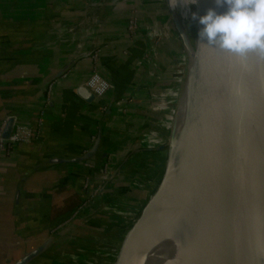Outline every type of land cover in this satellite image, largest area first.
Masks as SVG:
<instances>
[{
  "label": "crops",
  "instance_id": "obj_1",
  "mask_svg": "<svg viewBox=\"0 0 264 264\" xmlns=\"http://www.w3.org/2000/svg\"><path fill=\"white\" fill-rule=\"evenodd\" d=\"M112 1L0 0V123L12 115L34 128L30 142L0 152V264L12 263L25 250L49 239L74 220L83 205L80 213L88 221L79 222L81 229L120 226L133 212L140 214L152 196L137 180L146 173L147 163L157 166L156 174L162 167L163 174L167 151L148 148L146 139L159 135L161 145L165 144L159 129L169 119L162 108L169 104L171 85L179 80L180 43L171 31L164 0H139L143 10L137 37L125 29L135 1L115 8ZM91 17L98 21H88ZM68 27H75L76 33H66ZM156 27L165 32V40L150 53L148 34ZM60 33L65 34L59 37ZM94 48L101 49V72L114 87L90 103L78 95L77 88L91 75ZM147 53L150 58L144 64ZM74 59L71 69L54 82L47 106L43 82ZM100 128L103 140L95 156L86 162L38 168L24 184L15 208L20 180L30 166L84 154ZM107 155L113 156L121 172L108 184L102 173ZM100 183L105 188L90 197ZM110 208L115 215H109ZM68 233L36 264H54V254L46 255L57 250Z\"/></svg>",
  "mask_w": 264,
  "mask_h": 264
},
{
  "label": "water",
  "instance_id": "obj_2",
  "mask_svg": "<svg viewBox=\"0 0 264 264\" xmlns=\"http://www.w3.org/2000/svg\"><path fill=\"white\" fill-rule=\"evenodd\" d=\"M166 1L184 53L180 92L191 87L183 159L174 169L181 114L177 106L169 141L158 148L167 151L160 182L124 233L112 264H151L156 258L148 239L150 231L178 218L190 219L188 234L198 264H264V60L250 54L246 61H239L219 49L201 45L198 33L203 26L192 19V14L203 16L210 8L223 13L226 6L217 7L215 0L188 5L183 0L177 4L176 0L177 5L172 7L170 0ZM76 60L48 77L42 86L67 73ZM77 93L90 103L96 99L84 84L78 86ZM14 122L15 117L9 116L4 138L10 137ZM102 136L100 128L92 146L80 156L54 157L30 166L20 180L15 208L33 172L50 164L89 161L100 150ZM255 172L263 184V203L259 214L248 217L245 190ZM74 225V220L70 221L10 264H36Z\"/></svg>",
  "mask_w": 264,
  "mask_h": 264
},
{
  "label": "rangeland",
  "instance_id": "obj_3",
  "mask_svg": "<svg viewBox=\"0 0 264 264\" xmlns=\"http://www.w3.org/2000/svg\"><path fill=\"white\" fill-rule=\"evenodd\" d=\"M118 1V0H116ZM135 3L132 6L131 12L133 10H136V15L138 16L140 22H141V10L142 6L140 5L141 0L139 2V0H134ZM150 0H147V2ZM137 2V3H136ZM164 3L167 4V1L164 0ZM112 7V6H111ZM135 8V9H133ZM164 24V23H163ZM166 25V24H164ZM167 28V27H166ZM175 35V30L172 26V30H171ZM151 34V36H150ZM150 34H148V37L150 39L149 44L152 48V50H156L157 48H160L165 40V32L161 29H159L158 27H156V29H154ZM177 37V35H176ZM178 38V37H177ZM179 40V39H178ZM180 43V41H179ZM180 49H181V53L182 54H178L179 56H181V58H183L181 62H179L178 64V72H177V76H178V82H174L171 86L172 89L170 90L171 94L170 96L168 95V98H166V100L169 101L168 106L164 105L162 108L163 111L166 113V115L168 116L167 120L168 122L166 123V125L164 126H160L161 128L159 129V131L162 133V142L163 143H168L169 138L171 136L172 130H173V124H174V116H175V110L176 107L178 106V110L180 108L181 102H182V92H180V88H181V84L183 82V77H184V73H185V60H184V53L182 50V46L180 43ZM180 53V51H179ZM144 64H146L144 62ZM178 93H180V95H178ZM178 101V102H177ZM178 103V104H177ZM157 137H159V135H155ZM146 141H148L146 139ZM161 142V141H160ZM148 145V143H147ZM164 155H166L164 153ZM165 163V161H163ZM163 163V164H164ZM146 173L142 174L141 176H139L138 180V185L140 187H145L148 190V197H150L156 190L160 179L162 177V173H161V169L160 168V174H156L154 171L157 168V166L155 164H150L147 163L146 167ZM118 173H121L118 171ZM117 173V174H118ZM114 176H112L111 178H109V181H111V179H113ZM110 183V182H109ZM94 204V203H93ZM85 211V210H84ZM107 211V210H105ZM109 215L111 216L112 214L115 215V212L113 211V209L110 208ZM113 212V213H112ZM90 213H95L91 210ZM92 215V214H91ZM128 215V214H126ZM131 218L130 219H125L121 221V225L120 226H115L106 230H94V229H89V230H83L81 229V227L79 226V222H87L88 220L86 219V217L84 215H82V213L79 212L78 216L75 217L74 219V227H70L69 229V233H68V239H66V241H63V244L60 245L59 247H57V250H54L53 252L47 254L46 256H48L47 258L51 257L52 254H54L53 256H55V262L54 264H112L113 262V258L115 256V253L113 251H117L119 248V245L121 243V239L124 235V233L131 227V225L133 224V222L136 220V218L139 216V212H133L131 214ZM81 220L79 221L78 219ZM83 218V219H82ZM88 218V217H87ZM120 232V233H119ZM114 234L115 237H114ZM120 235V237H118V235ZM122 235V236H121Z\"/></svg>",
  "mask_w": 264,
  "mask_h": 264
},
{
  "label": "clouds",
  "instance_id": "obj_4",
  "mask_svg": "<svg viewBox=\"0 0 264 264\" xmlns=\"http://www.w3.org/2000/svg\"><path fill=\"white\" fill-rule=\"evenodd\" d=\"M196 2L183 0L185 5ZM215 4L226 6V11L218 13L210 8L203 16L192 14V19L203 26L198 33L201 45L219 49L239 61H246L250 54L264 60V0H215Z\"/></svg>",
  "mask_w": 264,
  "mask_h": 264
},
{
  "label": "bare ground",
  "instance_id": "obj_5",
  "mask_svg": "<svg viewBox=\"0 0 264 264\" xmlns=\"http://www.w3.org/2000/svg\"><path fill=\"white\" fill-rule=\"evenodd\" d=\"M170 2L175 6L176 0H170ZM190 96L191 87L189 86L188 90L182 92L180 127L177 131L174 169L180 166L183 159L182 143L184 142L186 111L189 108ZM245 201L248 217L249 215L259 214L263 203V184L258 172H255L247 185ZM190 224V219L178 218L163 222L150 231L148 239L153 245V253L156 258L151 264H198L194 248H192V240L188 234Z\"/></svg>",
  "mask_w": 264,
  "mask_h": 264
},
{
  "label": "built area",
  "instance_id": "obj_6",
  "mask_svg": "<svg viewBox=\"0 0 264 264\" xmlns=\"http://www.w3.org/2000/svg\"><path fill=\"white\" fill-rule=\"evenodd\" d=\"M90 1V0H89ZM128 0H114L111 2L113 8L118 7L122 3H126ZM135 9V8H133ZM136 10H133L130 13L129 18L127 19L125 29L128 35L131 37H137L138 34L141 32V22L136 15ZM88 21L96 22L98 21L97 17H91ZM75 27H68L66 28V33L69 34H75L76 31L74 30ZM86 33H89V27L84 28ZM65 33H60L59 37L64 35ZM86 35V34H85ZM144 38V35L142 36ZM149 54L147 53L145 55L144 62L149 61ZM91 60H92V70L91 75L89 78L85 81L84 85L96 96V98H104L108 95V93L111 91V89L114 87L113 83L109 81L101 72V49L100 48H94L91 53ZM56 80L52 81L49 85H47V97H46V104L48 106V103L51 101V93L53 89L54 82ZM126 100H123L121 103H126ZM120 110H123L124 107L122 105L119 107ZM9 117L5 118L0 123V152L6 151L7 153L11 152L14 145L23 142L28 143L31 141V139L34 136V128L30 123L19 121L15 118V122L13 124L12 133L9 138L3 137V132L7 124V120ZM95 138V137H94ZM147 147L150 149H158L161 145V142L159 138L155 135L147 137ZM120 172V169L118 170L117 166H115L113 162V156L107 155V157L102 162V173L105 176L106 183L108 184L109 178H111L116 172ZM105 184V183H104ZM103 183H100L97 188H93L91 191L90 197L94 198L97 194L102 192V189H104L105 185ZM88 186V183L86 184ZM84 205L78 209V211L73 215V218L78 216L79 212H81Z\"/></svg>",
  "mask_w": 264,
  "mask_h": 264
}]
</instances>
